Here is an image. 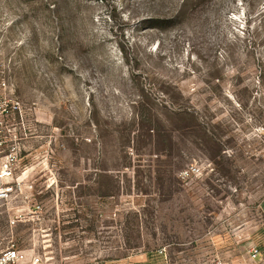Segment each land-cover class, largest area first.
<instances>
[{
	"label": "rangeland",
	"instance_id": "1",
	"mask_svg": "<svg viewBox=\"0 0 264 264\" xmlns=\"http://www.w3.org/2000/svg\"><path fill=\"white\" fill-rule=\"evenodd\" d=\"M2 79L27 139L0 252L205 264L264 225V0H0Z\"/></svg>",
	"mask_w": 264,
	"mask_h": 264
},
{
	"label": "built area",
	"instance_id": "2",
	"mask_svg": "<svg viewBox=\"0 0 264 264\" xmlns=\"http://www.w3.org/2000/svg\"><path fill=\"white\" fill-rule=\"evenodd\" d=\"M25 109L15 95V88L9 81L0 80V203L13 196L20 182L15 181L22 160V145L26 141ZM200 169L192 166L182 171L184 178L197 175ZM16 225V222H12ZM252 259L260 255L253 247ZM0 264H49L40 252L26 251L15 246L0 252ZM205 264H225L220 256L210 258Z\"/></svg>",
	"mask_w": 264,
	"mask_h": 264
},
{
	"label": "crops",
	"instance_id": "3",
	"mask_svg": "<svg viewBox=\"0 0 264 264\" xmlns=\"http://www.w3.org/2000/svg\"><path fill=\"white\" fill-rule=\"evenodd\" d=\"M253 247L260 250V255L255 259L251 257ZM221 259L225 264H264V225L253 233L245 245L225 249ZM137 264H155V262L147 258Z\"/></svg>",
	"mask_w": 264,
	"mask_h": 264
}]
</instances>
